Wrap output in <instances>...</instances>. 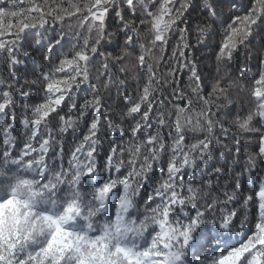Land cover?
Returning <instances> with one entry per match:
<instances>
[{"label":"snow or ice","instance_id":"snow-or-ice-1","mask_svg":"<svg viewBox=\"0 0 264 264\" xmlns=\"http://www.w3.org/2000/svg\"><path fill=\"white\" fill-rule=\"evenodd\" d=\"M0 69V264H264V0H0Z\"/></svg>","mask_w":264,"mask_h":264},{"label":"trees","instance_id":"trees-1","mask_svg":"<svg viewBox=\"0 0 264 264\" xmlns=\"http://www.w3.org/2000/svg\"><path fill=\"white\" fill-rule=\"evenodd\" d=\"M219 39L220 38L217 37V40H219ZM192 40H193V43H194L195 42V37L194 36L192 37ZM107 51H112V48H108ZM208 51H209L208 48H202L199 52L196 53V55L197 56H206L208 54ZM251 63H252L253 70H255L256 61L252 60ZM201 67L203 69L204 76L207 77V79L205 80V85L208 86L206 88V91H211V88H210V84L212 83L211 77L215 76L214 62L210 58L205 59L203 64L201 65ZM0 70L6 71V69H0ZM113 71H116V69H113ZM182 79H183L184 84L187 85V82H188L187 81V74H185L182 77ZM129 80H130V85H131L130 90H131V88L135 87L134 83L131 81V72L129 73ZM222 86H226V84H223ZM84 95L85 94H81L80 103L83 102ZM105 96H106V103L112 104L113 108L115 109L117 107V105L119 104V101L116 98L115 89H113L110 93H105ZM238 107H239V102H237V107H233V108L230 109V117H229V119L231 117H234L237 114ZM225 126L228 127L229 125L226 124ZM82 130L86 131V122L82 123ZM233 131H235V128H233ZM106 148H107V138H105V149ZM217 162H222L220 160V157H219V149L216 151L215 156L213 157V160L210 161V163H212L214 166H215V164ZM156 179H157V176H152L151 177V182L145 186V189L143 191L144 192L150 191L152 186L154 185Z\"/></svg>","mask_w":264,"mask_h":264}]
</instances>
